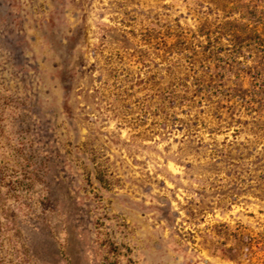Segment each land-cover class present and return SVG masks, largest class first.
I'll return each instance as SVG.
<instances>
[{
    "label": "rangeland",
    "instance_id": "rangeland-1",
    "mask_svg": "<svg viewBox=\"0 0 264 264\" xmlns=\"http://www.w3.org/2000/svg\"><path fill=\"white\" fill-rule=\"evenodd\" d=\"M212 1L0 0V264H237L216 225L264 223V0Z\"/></svg>",
    "mask_w": 264,
    "mask_h": 264
},
{
    "label": "trees",
    "instance_id": "trees-1",
    "mask_svg": "<svg viewBox=\"0 0 264 264\" xmlns=\"http://www.w3.org/2000/svg\"><path fill=\"white\" fill-rule=\"evenodd\" d=\"M217 0H213L214 7L217 5ZM235 6L230 7L226 13L230 15L235 12ZM226 15V16H228ZM248 16H246V19ZM212 26L209 21L204 22L201 31L207 33ZM217 28L220 33H230L234 37L241 35L251 36L254 30L249 26V22L238 21L236 19H224L217 24ZM256 78L260 81V89H264V74L261 73ZM216 79L200 77L196 79V87L198 90L204 89L209 91L213 87ZM242 82V79H240ZM195 89V88H194ZM158 98L159 104L163 106L182 105L187 104L190 100V93L193 92L190 85L181 78L180 81L174 83L169 88H163L158 82ZM196 90V89H195ZM241 92H245L244 89H239ZM226 208V206H222ZM217 233L223 237V239H232L233 245L223 248L221 255L228 260L242 264V259L246 257L248 264H264V223L256 226V228L242 225L240 222H236L235 226L231 227L227 222H220L216 225ZM224 244V242H223ZM245 251L243 250V248ZM254 259V261H252Z\"/></svg>",
    "mask_w": 264,
    "mask_h": 264
}]
</instances>
